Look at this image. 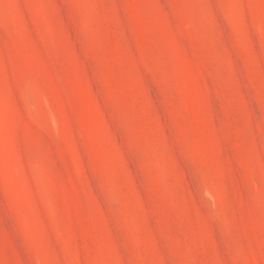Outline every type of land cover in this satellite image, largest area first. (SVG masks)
Listing matches in <instances>:
<instances>
[{
  "label": "rangeland",
  "instance_id": "374dc122",
  "mask_svg": "<svg viewBox=\"0 0 264 264\" xmlns=\"http://www.w3.org/2000/svg\"><path fill=\"white\" fill-rule=\"evenodd\" d=\"M0 264H264V0H0Z\"/></svg>",
  "mask_w": 264,
  "mask_h": 264
}]
</instances>
